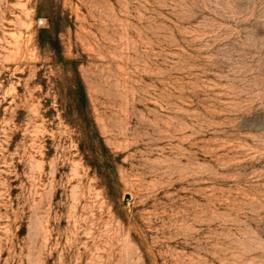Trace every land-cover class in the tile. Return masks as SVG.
I'll return each instance as SVG.
<instances>
[{"label": "rangeland", "instance_id": "rangeland-1", "mask_svg": "<svg viewBox=\"0 0 264 264\" xmlns=\"http://www.w3.org/2000/svg\"><path fill=\"white\" fill-rule=\"evenodd\" d=\"M0 264H264V0H0Z\"/></svg>", "mask_w": 264, "mask_h": 264}, {"label": "trees", "instance_id": "trees-1", "mask_svg": "<svg viewBox=\"0 0 264 264\" xmlns=\"http://www.w3.org/2000/svg\"><path fill=\"white\" fill-rule=\"evenodd\" d=\"M70 108L67 118L79 130L82 137L80 151L85 156L86 162L93 168H106V177L111 181V170L114 169L112 156L91 116L85 86L78 71L73 84Z\"/></svg>", "mask_w": 264, "mask_h": 264}, {"label": "built area", "instance_id": "built-area-1", "mask_svg": "<svg viewBox=\"0 0 264 264\" xmlns=\"http://www.w3.org/2000/svg\"><path fill=\"white\" fill-rule=\"evenodd\" d=\"M44 24V20H39L38 25L42 26Z\"/></svg>", "mask_w": 264, "mask_h": 264}]
</instances>
